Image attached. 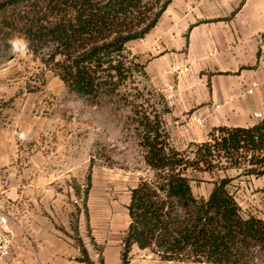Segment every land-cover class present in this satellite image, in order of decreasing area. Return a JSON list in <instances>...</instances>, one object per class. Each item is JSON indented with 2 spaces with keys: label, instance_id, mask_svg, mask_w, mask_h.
I'll use <instances>...</instances> for the list:
<instances>
[{
  "label": "crops",
  "instance_id": "1",
  "mask_svg": "<svg viewBox=\"0 0 264 264\" xmlns=\"http://www.w3.org/2000/svg\"><path fill=\"white\" fill-rule=\"evenodd\" d=\"M130 49L146 64L149 83L167 104L164 121L177 149L207 141L220 127L259 122L254 113L264 111V0H171L157 25ZM253 82L259 84L254 94L239 99ZM200 117L208 118L203 127L195 125ZM47 120L44 107L28 93L0 89V200L10 204L9 226L15 233L11 256L3 264H85L78 261L74 228L98 264L82 219H74L78 202L70 173L66 165L56 164L68 159V145L59 134L54 141L48 137ZM22 132L28 133L27 141L19 139ZM235 183L236 192L228 189L243 216L264 221V176L239 177L230 185ZM207 187L205 192L192 188L194 195L207 198L214 180ZM129 200L130 191L124 207L105 205L102 216L90 220L104 264L122 263ZM129 264L206 263L165 262L134 245Z\"/></svg>",
  "mask_w": 264,
  "mask_h": 264
},
{
  "label": "trees",
  "instance_id": "2",
  "mask_svg": "<svg viewBox=\"0 0 264 264\" xmlns=\"http://www.w3.org/2000/svg\"><path fill=\"white\" fill-rule=\"evenodd\" d=\"M170 1L0 0V34H26L29 53L69 93L99 105L137 77L148 80L146 64L130 44L157 25ZM159 96L161 111L153 109L140 121L144 161L154 178L130 190L121 264H129L134 245L165 262L251 264L254 252L264 256V221L244 217L228 187L239 177L264 176V119L251 127L217 128L207 141L179 150L164 121L169 109ZM228 170L239 173L214 179L207 198L194 195L193 174ZM74 229L78 261L96 264ZM98 264H104L101 256Z\"/></svg>",
  "mask_w": 264,
  "mask_h": 264
},
{
  "label": "rangeland",
  "instance_id": "3",
  "mask_svg": "<svg viewBox=\"0 0 264 264\" xmlns=\"http://www.w3.org/2000/svg\"><path fill=\"white\" fill-rule=\"evenodd\" d=\"M10 37L0 34V89L28 93L32 102L44 107L48 137L54 141L59 134L60 139H65L66 153L70 155L65 162L56 164L67 166L78 202L74 219H82L84 236L100 257L102 247L93 243L90 220L101 217L106 211L105 205L115 202L124 207L132 188L141 180L154 178V171L144 161L140 121L153 109L161 111L160 94L149 80L137 77L135 83L121 90L110 102L92 105L69 93L60 79L33 54L10 55L7 51ZM238 173L236 170L195 173L192 186L195 192L198 188L205 192L212 180L236 178ZM236 187L235 183L229 189L236 192ZM119 217L124 225V212ZM254 254L257 257L251 264H264V256Z\"/></svg>",
  "mask_w": 264,
  "mask_h": 264
},
{
  "label": "built area",
  "instance_id": "4",
  "mask_svg": "<svg viewBox=\"0 0 264 264\" xmlns=\"http://www.w3.org/2000/svg\"><path fill=\"white\" fill-rule=\"evenodd\" d=\"M214 51L212 54H215ZM185 71L188 68L184 69ZM259 87L257 82H253L248 88L243 90L239 95V99H245L254 94L255 90ZM220 106H215V109H219ZM254 118L258 121L264 119V113H254ZM208 121L207 117H200L195 120V125L203 127ZM11 218L10 204L8 202L1 203L0 200V264H3L12 253V246L14 241V231L9 226Z\"/></svg>",
  "mask_w": 264,
  "mask_h": 264
},
{
  "label": "clouds",
  "instance_id": "5",
  "mask_svg": "<svg viewBox=\"0 0 264 264\" xmlns=\"http://www.w3.org/2000/svg\"><path fill=\"white\" fill-rule=\"evenodd\" d=\"M8 53L12 56L24 57L29 52L30 41L26 34L18 33L14 34L7 41ZM21 141H27L29 139L27 132H22L19 135Z\"/></svg>",
  "mask_w": 264,
  "mask_h": 264
}]
</instances>
